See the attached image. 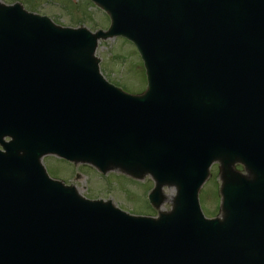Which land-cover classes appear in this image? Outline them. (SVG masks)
Instances as JSON below:
<instances>
[{"label":"water","instance_id":"1","mask_svg":"<svg viewBox=\"0 0 264 264\" xmlns=\"http://www.w3.org/2000/svg\"><path fill=\"white\" fill-rule=\"evenodd\" d=\"M94 1L138 45L142 95L101 79L96 35L0 3V264H264V148L248 125L256 85L264 104V0ZM47 153L148 173L155 207L176 187L172 209L85 200L48 178ZM214 160L221 218L206 219L197 192Z\"/></svg>","mask_w":264,"mask_h":264},{"label":"rangeland","instance_id":"2","mask_svg":"<svg viewBox=\"0 0 264 264\" xmlns=\"http://www.w3.org/2000/svg\"><path fill=\"white\" fill-rule=\"evenodd\" d=\"M6 4L15 1L23 4L28 11L48 15L61 25H85L91 30L105 28L108 18L92 2L88 0H0ZM100 58V70L111 82L121 86L125 91L136 93L143 89L144 67L142 60L132 43L122 37H111L100 40L95 52ZM43 165L51 177L65 180L73 184L78 192L87 198H111L112 201L126 212L135 215L156 216V209L150 207L146 195L153 186L149 176L133 179L119 171L105 174L97 172L89 165L69 163L53 155L42 158ZM219 175L217 164L211 167V175L199 191L200 204L204 214H218ZM167 188H164V192ZM171 202L165 201L161 210L170 209Z\"/></svg>","mask_w":264,"mask_h":264},{"label":"bare ground","instance_id":"3","mask_svg":"<svg viewBox=\"0 0 264 264\" xmlns=\"http://www.w3.org/2000/svg\"><path fill=\"white\" fill-rule=\"evenodd\" d=\"M173 188L171 187L170 189H167V191L165 192V194H166V198H167V200L168 201H170L171 200V198H172V196H173Z\"/></svg>","mask_w":264,"mask_h":264}]
</instances>
